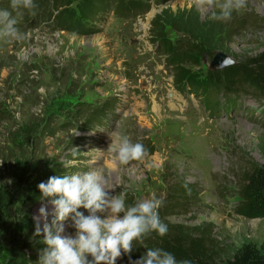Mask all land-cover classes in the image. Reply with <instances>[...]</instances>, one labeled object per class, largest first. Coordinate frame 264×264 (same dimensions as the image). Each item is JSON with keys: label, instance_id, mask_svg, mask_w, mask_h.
<instances>
[{"label": "rangeland", "instance_id": "obj_1", "mask_svg": "<svg viewBox=\"0 0 264 264\" xmlns=\"http://www.w3.org/2000/svg\"><path fill=\"white\" fill-rule=\"evenodd\" d=\"M78 1L65 3L74 7ZM140 1L151 3L147 12L112 11L94 20L93 33L81 34L56 29V1L34 0L33 16L27 9L13 11L11 0H0V10L12 12L22 34L19 40L0 38V190L6 200L0 264L23 258L39 264L41 253L23 244L27 233L36 234L34 217L42 203L49 213L47 221L40 220L38 237L44 238L53 206L47 201L26 206L22 180L40 178L51 167L65 175L102 171L109 186H117L109 190L113 195L126 189L133 200L162 198L160 220L166 211L172 223L208 228L220 259L233 257L246 243L264 248V217L237 211L252 164L264 165V124L257 121L264 100L243 92L238 97L244 110L214 115L208 107L220 93L209 90L205 100L201 91L180 92L161 47L164 38L152 27L161 15L166 39L182 46L188 35L178 27L192 29L201 44L192 53L198 63L184 67L204 75L218 50L236 62L264 50V0H247L227 22L202 14L193 0ZM111 101L115 105L104 122L85 123L97 107L109 112ZM117 131L145 146L142 161H116L110 147ZM186 183L194 191L183 197ZM69 224L65 234L74 235ZM116 264H124L122 257Z\"/></svg>", "mask_w": 264, "mask_h": 264}, {"label": "clouds", "instance_id": "obj_2", "mask_svg": "<svg viewBox=\"0 0 264 264\" xmlns=\"http://www.w3.org/2000/svg\"><path fill=\"white\" fill-rule=\"evenodd\" d=\"M202 14L211 12V18L227 22L234 12L247 7V0H193ZM37 5L34 0H11L13 11L27 9L34 16ZM12 12L0 10V38L19 40L22 34L16 27ZM120 165L142 161L146 148L140 142L133 143L128 136L117 131L110 147ZM77 153L73 152V156ZM3 163V161H0ZM41 200L53 206L52 225H43V243L39 264H116L118 258L128 255L130 264H191L189 260L177 261L174 254L162 248H147L139 259L132 261L134 242L143 245L152 233L163 237L168 226L160 220L159 209L163 199L137 198L127 204V190L119 195L109 191L108 178L99 170H89L70 175L50 176L37 185ZM86 209L88 215L79 211ZM123 213L121 216L120 214ZM47 204L42 203L36 220V234L41 232L40 220L47 221ZM73 234H65V222ZM92 259L89 260L88 257Z\"/></svg>", "mask_w": 264, "mask_h": 264}, {"label": "trees", "instance_id": "obj_3", "mask_svg": "<svg viewBox=\"0 0 264 264\" xmlns=\"http://www.w3.org/2000/svg\"><path fill=\"white\" fill-rule=\"evenodd\" d=\"M56 1L57 14L54 17V25L58 30H69L81 34L93 33L95 26L93 22L96 19H103L112 11H122L129 14H138L147 12L151 6L149 1L140 0H79L76 6L66 5L65 0ZM168 0H161L165 4ZM152 27L159 34V39L164 38L161 47L166 49L167 63L175 69L174 79L178 83L177 88L180 92L187 90L192 93L201 91V96L205 98L209 90L218 91L220 98L209 111L214 115L224 113L228 115L245 109L246 105L240 96L243 92L254 93L259 99L264 100V50L257 55L250 57L245 61L236 62L223 69L211 68L204 75H197L184 67L189 62L198 63L194 60L192 53L199 51L201 44L194 38V32L187 27L178 29L188 35V43L184 46L180 42L174 43L167 40L164 36V26L161 15L154 18ZM240 93V94H239ZM108 111L104 112L100 108H95L85 119L86 124L100 125L106 120V114L112 111L115 101L107 103ZM207 105V104H206ZM259 111L260 121L264 124V108ZM254 113L251 112V116ZM65 175L61 170H55L53 167L40 178L25 177L22 180L24 195V204L34 206L41 200V193L37 185L46 182L50 176ZM183 197L193 192L191 183H186L183 187ZM242 202L238 207V213L248 218L264 217V165L252 164L251 171L247 175L246 182L240 189ZM131 194H127L126 203L134 202ZM6 200L0 190V217L5 212ZM161 210L159 209V214ZM162 222L168 226V233L154 238L152 235L144 240V244L134 242V249L131 253V260L135 261L144 255L147 248H162L174 254L177 261L189 260L191 264H264V248H260L253 243L244 244L237 253L230 258L220 259L214 252L209 241L211 231L208 228L199 230L198 227H190L181 223H172L165 216L166 211L162 213ZM201 231V232H199ZM194 232L201 233L195 235ZM26 248L40 252L46 247L43 239L36 234L27 233L23 244ZM124 264H130L128 255L122 256ZM18 264H32L30 258H23Z\"/></svg>", "mask_w": 264, "mask_h": 264}, {"label": "water", "instance_id": "obj_4", "mask_svg": "<svg viewBox=\"0 0 264 264\" xmlns=\"http://www.w3.org/2000/svg\"><path fill=\"white\" fill-rule=\"evenodd\" d=\"M234 63H235V60L232 57H230L225 52L218 50L216 54L214 55L213 60L211 62V68L223 69Z\"/></svg>", "mask_w": 264, "mask_h": 264}]
</instances>
